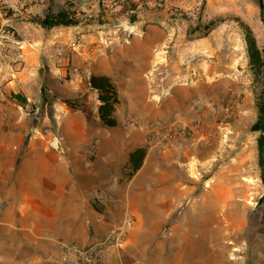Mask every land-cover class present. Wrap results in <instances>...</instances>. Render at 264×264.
I'll list each match as a JSON object with an SVG mask.
<instances>
[{
	"label": "crops",
	"instance_id": "1",
	"mask_svg": "<svg viewBox=\"0 0 264 264\" xmlns=\"http://www.w3.org/2000/svg\"><path fill=\"white\" fill-rule=\"evenodd\" d=\"M92 2L48 0L47 10L33 8L41 12L36 17L66 11L78 20L50 28L30 15L0 11V36L5 26L12 28V35L0 37L4 213H28L34 221L52 224L49 229H60L67 216L64 208L74 209L70 216H76L84 192L102 198V213L88 202L83 205L97 235L133 217L126 240L111 249V256L116 250H208V231L222 229L224 207L233 208L238 229L248 226L253 190L242 180L248 174L242 153L199 178L191 171L203 174L213 161L200 149V140L174 139L171 146L150 140L193 106L191 96L204 92L207 76L210 85L221 86L222 69L207 72L204 67L207 50L216 58L219 54L203 26L235 0H207L199 20L161 1L136 0L114 13L93 6L91 13L81 14ZM91 76L109 77L118 89L115 128L98 119ZM17 94L24 104L13 97ZM64 100L81 105L74 109ZM138 147L146 148L142 165L120 182L121 167ZM64 191L70 192L69 203L63 201ZM185 200L187 207L178 209ZM27 228L22 224L16 229ZM42 240L45 250H56L62 238L47 235Z\"/></svg>",
	"mask_w": 264,
	"mask_h": 264
},
{
	"label": "rangeland",
	"instance_id": "2",
	"mask_svg": "<svg viewBox=\"0 0 264 264\" xmlns=\"http://www.w3.org/2000/svg\"><path fill=\"white\" fill-rule=\"evenodd\" d=\"M222 10L220 16L203 26L204 33L218 47L219 54V58H216L214 53L207 50L204 67L207 72L215 66L222 69L221 86L210 85L207 76L204 92L191 96L193 106L183 112L174 124H187L191 131L186 140H200V149L212 157L208 171L200 175L195 170L191 171L192 175L199 178L211 174L220 164L229 162L236 152L242 153L248 171L242 180L249 183L253 190L248 201V226L238 229L233 208L224 207L222 229L212 227L208 231L212 237L208 250H116L103 264H264V172L261 174L257 164L258 133L251 130L256 118L255 94L258 86L253 83L248 67L242 27L244 24L251 28L262 48L264 9L260 8V0H235V3ZM38 18L41 17L32 16L33 20ZM4 29L12 30L9 25ZM212 29L214 31L208 34ZM126 181L120 175V182ZM4 194L6 192L0 188V201ZM69 195L70 192L64 191V203L70 202ZM87 195L80 192L76 216H70L71 212L75 213L74 209L64 208L66 220L62 228L56 230L49 229L52 224L40 218L34 221L28 213L5 214V207L0 202V264H76L67 247L75 245L86 248L110 230L96 234L83 205L88 202L102 213V198ZM187 202L185 200L178 209L182 205L186 208ZM22 224L29 228L26 231L16 229ZM47 235L61 236L62 241L57 243L56 250H45L42 247L44 242L41 239Z\"/></svg>",
	"mask_w": 264,
	"mask_h": 264
},
{
	"label": "built area",
	"instance_id": "3",
	"mask_svg": "<svg viewBox=\"0 0 264 264\" xmlns=\"http://www.w3.org/2000/svg\"><path fill=\"white\" fill-rule=\"evenodd\" d=\"M48 0H0V11L5 15H30L38 16L40 13L34 11L42 6L41 11L47 10ZM136 0H93L91 4L83 6L81 14H89L92 11L93 6H96L105 11L115 12L117 9H124L128 4L135 2ZM144 3H167L172 6H178L185 14H187L193 20H199L204 11V6L207 0H137ZM264 7V0H261ZM45 15V14H44ZM3 30V36L12 35V32L6 29ZM18 49L23 50L22 45L18 43ZM19 56V54H17ZM11 62H15L11 58ZM12 63H8L7 66L11 69V76H15V69ZM3 63L0 58V68ZM5 99L4 82L0 79V102ZM6 117L2 114L0 109V122L5 121ZM132 126H136L135 122L131 123ZM190 127L187 124H170L162 128L161 131L155 133L150 140L151 143L158 145H168L174 143V139L186 141L187 136L190 134ZM180 142V141H179ZM134 220L133 217L128 216L123 223L119 226L111 228L103 237L95 240L86 248H78L75 245L67 247L69 252L73 254V260L76 264H103L109 257L111 249L115 246H120L126 240L128 230L132 227Z\"/></svg>",
	"mask_w": 264,
	"mask_h": 264
},
{
	"label": "trees",
	"instance_id": "4",
	"mask_svg": "<svg viewBox=\"0 0 264 264\" xmlns=\"http://www.w3.org/2000/svg\"><path fill=\"white\" fill-rule=\"evenodd\" d=\"M260 8L264 9L260 0ZM39 25L50 28L56 25H76L78 20L71 12L57 14L47 12L41 18L35 20ZM264 24V19H262ZM244 29L245 50L248 59V67L252 74L253 83L258 86L255 94L256 118L251 125V130L258 133L256 138L258 166L261 173L264 172V48H260L251 28L242 25ZM92 90L97 92L99 106L97 115L100 123L107 128H115L119 125L116 118V109L119 105V94L115 83L106 76H91L88 80ZM19 103L24 104L25 99L17 94L13 96ZM71 108H79L81 104L64 100ZM146 155L145 147H138L129 154L128 161L121 167L122 180H129L138 171Z\"/></svg>",
	"mask_w": 264,
	"mask_h": 264
},
{
	"label": "bare ground",
	"instance_id": "5",
	"mask_svg": "<svg viewBox=\"0 0 264 264\" xmlns=\"http://www.w3.org/2000/svg\"><path fill=\"white\" fill-rule=\"evenodd\" d=\"M20 231V230H19Z\"/></svg>",
	"mask_w": 264,
	"mask_h": 264
}]
</instances>
